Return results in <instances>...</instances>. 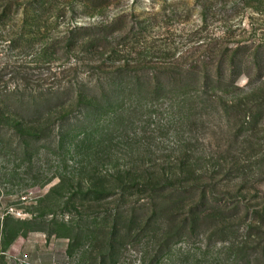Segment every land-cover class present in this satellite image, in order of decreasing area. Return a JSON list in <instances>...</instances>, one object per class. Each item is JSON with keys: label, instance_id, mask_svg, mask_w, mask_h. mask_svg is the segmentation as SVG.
Wrapping results in <instances>:
<instances>
[{"label": "rangeland", "instance_id": "1", "mask_svg": "<svg viewBox=\"0 0 264 264\" xmlns=\"http://www.w3.org/2000/svg\"><path fill=\"white\" fill-rule=\"evenodd\" d=\"M14 87L5 112L46 128L0 115V264H264V0H0V91ZM179 152L214 168L223 224L161 247L150 223L108 256V199L87 200L80 167Z\"/></svg>", "mask_w": 264, "mask_h": 264}, {"label": "trees", "instance_id": "2", "mask_svg": "<svg viewBox=\"0 0 264 264\" xmlns=\"http://www.w3.org/2000/svg\"><path fill=\"white\" fill-rule=\"evenodd\" d=\"M206 77L204 75V79ZM18 92V87L0 91V115L5 112L4 100ZM88 99L92 100V97ZM90 100L87 101L88 104L91 103ZM5 113L11 122V130L19 128L27 133H40L46 128V119L20 121L17 120L15 111ZM57 134L59 141L65 132L60 128ZM83 139L86 140L85 137ZM80 169H87L89 174V181H86L87 192L84 193L89 198L87 200L98 202L108 199L105 203H108L109 211L104 217L106 225L103 226V236L99 241L108 256L114 253L122 231L127 234L144 231L152 223L151 232L157 238V245L168 247L169 241L182 232L194 233L204 219L211 220L215 225L225 221L218 213L227 207V203H217L215 197L222 196L227 191H217L214 168L208 165L198 168L196 160L185 152L173 155L155 168L131 164L103 170L88 169L86 165ZM79 181L81 178L77 179ZM210 203L213 206H209ZM158 215L161 216V221L155 220ZM157 221L159 223L154 227ZM157 254L156 252L154 257Z\"/></svg>", "mask_w": 264, "mask_h": 264}]
</instances>
